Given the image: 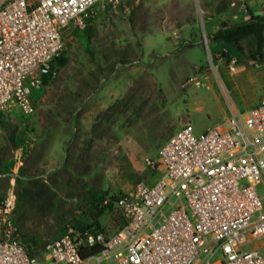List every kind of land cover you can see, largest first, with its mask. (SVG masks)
<instances>
[{
	"label": "rangeland",
	"instance_id": "1",
	"mask_svg": "<svg viewBox=\"0 0 264 264\" xmlns=\"http://www.w3.org/2000/svg\"><path fill=\"white\" fill-rule=\"evenodd\" d=\"M102 5L89 16V41L80 29L65 40L67 63L51 71L41 97L33 93L34 112L0 129V200H13V221L36 250L65 227L92 222L90 191L107 200L152 180L145 158L181 126L199 134L231 105L243 112L264 97V61L213 55L207 36L248 19L249 9L258 14L262 0ZM99 223L107 234L117 229L114 205ZM261 242L247 248L264 251Z\"/></svg>",
	"mask_w": 264,
	"mask_h": 264
},
{
	"label": "built area",
	"instance_id": "2",
	"mask_svg": "<svg viewBox=\"0 0 264 264\" xmlns=\"http://www.w3.org/2000/svg\"><path fill=\"white\" fill-rule=\"evenodd\" d=\"M99 2L119 0H0V129L34 112L38 74ZM144 163L152 180L117 197L123 225L111 234L67 226L36 250L13 200H0V264H264L260 246L247 248L264 246V97L199 134L184 124Z\"/></svg>",
	"mask_w": 264,
	"mask_h": 264
},
{
	"label": "trees",
	"instance_id": "3",
	"mask_svg": "<svg viewBox=\"0 0 264 264\" xmlns=\"http://www.w3.org/2000/svg\"><path fill=\"white\" fill-rule=\"evenodd\" d=\"M248 15V19L244 21L235 23L222 22L215 32L207 35L213 46L211 50L213 55L219 53L220 56L230 61L234 56L245 54L247 58L254 63L261 64L264 61V7L259 14H254L249 9ZM94 29V25L88 18L85 21L84 27L80 30L84 32L85 39L89 41L93 37ZM66 63L67 58L63 50L61 55L53 62V69L55 67H64ZM40 77L41 85L37 87L34 92L32 91V98L33 93L37 95L38 98L41 97L44 93V87L48 84V80L52 78L51 74L45 75L43 73L40 74ZM5 124V122H2L1 128ZM19 144L20 143H16V146ZM118 196L110 197L105 200L103 196L90 191L88 208L92 222L88 224L72 225V227L79 231L104 232L100 226L99 218L114 204ZM119 219L120 224L117 229L123 225V221L120 217ZM65 229L66 227L64 230Z\"/></svg>",
	"mask_w": 264,
	"mask_h": 264
},
{
	"label": "water",
	"instance_id": "4",
	"mask_svg": "<svg viewBox=\"0 0 264 264\" xmlns=\"http://www.w3.org/2000/svg\"><path fill=\"white\" fill-rule=\"evenodd\" d=\"M43 74H45V75L51 74L52 78L55 77V75H56V73H51V70L43 71ZM39 87H40V85H39Z\"/></svg>",
	"mask_w": 264,
	"mask_h": 264
},
{
	"label": "crops",
	"instance_id": "5",
	"mask_svg": "<svg viewBox=\"0 0 264 264\" xmlns=\"http://www.w3.org/2000/svg\"><path fill=\"white\" fill-rule=\"evenodd\" d=\"M263 3H264V0H262V4H263ZM260 12H261V10H259V13H260ZM259 13H258V14H259ZM241 69H243V68H240L239 71H240Z\"/></svg>",
	"mask_w": 264,
	"mask_h": 264
}]
</instances>
